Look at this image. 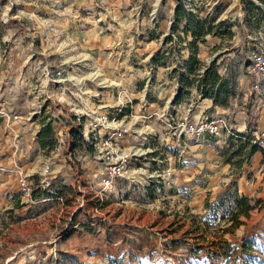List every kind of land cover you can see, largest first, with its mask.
Segmentation results:
<instances>
[{"label":"rangeland","instance_id":"rangeland-1","mask_svg":"<svg viewBox=\"0 0 264 264\" xmlns=\"http://www.w3.org/2000/svg\"><path fill=\"white\" fill-rule=\"evenodd\" d=\"M250 1L246 14L243 0H0V264H264L262 186L243 223L232 219L240 192H253L247 183L259 178L251 162L264 161L247 154L260 140L249 96L256 111L264 107L253 63L264 55V4ZM180 2L210 29L204 40L192 44L177 21ZM212 60L226 86L208 115L226 126L190 156L199 187L209 173L207 211H199L195 185L183 186L194 194L187 202L173 201L171 185L160 190L156 179L171 180L188 160L179 157L184 135L173 133L184 124L177 84L188 75L182 98L191 97ZM35 114L52 128L49 146L26 128ZM76 115L89 138L126 130L98 152L89 138L74 148L65 132ZM122 154L126 170L107 182Z\"/></svg>","mask_w":264,"mask_h":264},{"label":"crops","instance_id":"crops-1","mask_svg":"<svg viewBox=\"0 0 264 264\" xmlns=\"http://www.w3.org/2000/svg\"><path fill=\"white\" fill-rule=\"evenodd\" d=\"M191 92H193V93H191L192 96L196 97L195 103H194L192 108L188 109L186 107L187 97L181 98V100L175 106V108L178 109L177 113H178L179 117L190 116L192 119H196V118H199L200 116H202L203 114H207V115L209 113L215 114V112H217L220 109V107L213 100L212 97L201 95L199 89L192 88ZM29 112H31V115H32L33 113H36V110L35 111H29ZM38 119H39V116L37 114L34 115L33 119H30V116H28V120H27L28 126L26 128L27 129L31 128L32 130H35L33 132V138H34L36 144L39 147L43 148V147H46L48 145H41L37 140L39 138L38 133L41 129V126L43 125L41 121L39 123H37ZM247 119H249V118H247ZM14 121L16 123H19V121H22V120H14ZM254 121H255V128L256 129L264 130V107L258 106L257 114L254 118ZM35 123H36L37 129L34 127ZM79 124L84 125L83 121L78 122V120L73 119V123L70 126V129L67 132H65V135L67 136L66 139H67L68 143L73 141V137L70 135V130L72 129L73 126L77 127ZM15 126L18 127L17 124H15ZM82 131H83V134L85 135L86 139L89 138V135H86V132L83 130V128H82ZM183 139H184V140H182L183 145H182V148L180 149L182 152L179 154V157L183 156L184 159L188 158V160L183 161L178 166L174 165L175 166L174 167V175L172 177H170L171 180L168 181V180H164L162 178H158V179H156V183H157V186L160 190L166 184L171 185L170 188H166V194L169 197H171V199H173V201L174 200L175 201L183 200L184 202H187L189 200V198H191L190 196H193L194 194L192 192H188V193L184 192L183 189H185V188L183 186L194 187L193 185H195L194 188H199V189L196 190L197 192L195 193L196 195H194V197L197 195H200L199 199L196 198L195 204H197L199 206L198 207L199 211H207V207H204L205 206L204 204H207V202L209 200H208V198H204V186H207V187L209 186V176H208L209 173H208V170H206L205 179H204V175H203V177L201 178V185L199 187V182L197 180H195V176H194V171L197 170L196 164H198L199 162L195 159H192L190 156H192L193 152L196 150L197 145H199V146L208 145L207 143H209V141L204 140V139L203 140L196 139L194 137V135H192L190 133L185 134ZM193 140H196V142L191 147V145L188 142L193 141ZM173 141H174V139H173ZM181 142H174V143H177L178 145H180ZM59 146H61V144ZM59 146H56L55 149H54V147H52L53 148L52 151H55V150L58 151ZM87 150H88L87 147H85L83 152H85ZM203 151L205 152L206 150H203ZM204 152H202L200 154L201 158H199L201 165H204V161L207 163L209 161L208 157H206L204 155ZM171 154H172V158L169 162L170 166H172L176 162V155L174 153H172V151H171ZM254 157H256V159H257V157L263 158L264 157V150L263 151L262 150L256 151V153L253 155V158ZM160 161H161L160 163H162V159H160ZM87 163H88L87 164L88 167L91 169V173H94V171L97 169L98 165L93 161L87 162ZM250 165H252L251 168L256 170V172L259 175V178L256 179L254 182L251 181L250 183H247L248 188H250L251 186H254L253 192H251L250 194L246 193V195L251 197V195L254 192H256L258 188H260V186H262L261 187L262 190L260 193L264 192V161H262V162H258V161L254 162L253 161V163L251 162ZM203 171H204V166L201 167V172H203ZM159 176H163V175L159 174ZM173 183L176 186V188H173V186H172ZM250 190H252V188H250ZM240 193L242 195V192H240ZM194 197H193V200H194Z\"/></svg>","mask_w":264,"mask_h":264},{"label":"trees","instance_id":"trees-1","mask_svg":"<svg viewBox=\"0 0 264 264\" xmlns=\"http://www.w3.org/2000/svg\"><path fill=\"white\" fill-rule=\"evenodd\" d=\"M261 1L264 4V0H261ZM252 5H255L254 2L250 0H243V9L246 14L249 13V7ZM257 7L261 9L260 6H257ZM175 16H176L177 21L185 20L186 22L185 30L191 31V34L194 38L192 41V44L194 43L196 39H200V38L203 39V36L208 32V30H210L204 25V22L200 18H198L196 14H194V12L187 9L184 6V4L181 2L176 7ZM191 60L193 62H197V58L194 55L191 56ZM188 72L190 73L194 72L193 63L192 65H189ZM198 80H199V83L197 87L202 92V95L212 97L213 100L217 103V101L220 99L221 92L224 90L226 86V80H223L220 72L218 71L215 60L211 61V63L206 67L204 72L200 75V78H198ZM180 81L182 85L184 84L187 85L191 82L189 76L186 74H183L181 76ZM183 87L185 86H182L181 96L176 98V103H178L183 96V93H184ZM254 99H255V95L251 94L249 96V101H248V106H247L248 115H249V123L253 128H255L254 117L256 116V113H257L256 108H254L253 106ZM74 119L78 120V116L76 115ZM82 128H83V125L79 124L77 127L73 126L72 129L70 130V135L75 139L74 144H73L74 148L79 146L78 143L82 141H86V137L83 134ZM51 130L52 128H50L49 126H43L40 129L38 136L43 145L49 146L51 140H44V138L47 136L52 137L50 135ZM89 144L95 150L92 143L89 142ZM259 149H260L259 144L254 143L251 145L247 154L248 155L253 154ZM236 202H237V209L233 213L232 219L236 221L235 226L236 225L239 226L243 223L240 220V216L243 214L248 217L250 215L251 210L255 207V204L251 202V198L246 194L239 196L236 199ZM225 231H228L227 228L225 229Z\"/></svg>","mask_w":264,"mask_h":264},{"label":"built area","instance_id":"built-area-1","mask_svg":"<svg viewBox=\"0 0 264 264\" xmlns=\"http://www.w3.org/2000/svg\"><path fill=\"white\" fill-rule=\"evenodd\" d=\"M254 63V69L255 72L258 74L260 80L264 83V55L258 54L255 55L253 58ZM182 87L181 84H177V88L179 89ZM200 94L202 95V92L200 91ZM199 94V95H200ZM196 97L191 96L186 99V106L188 109H190L194 103H195ZM108 116H105V119H107ZM226 126V122L221 118H210L209 115L203 114L199 118L192 119L190 116L184 117V124L180 126V129H177L173 131L174 134H178L179 137L181 135H185L187 133H190L194 135L196 139L203 140L205 139L206 134H212L214 136H221L223 133V128ZM126 130V128H120L118 130H113L111 134H106L105 138L99 139L97 135L91 134V137L88 139L92 145L94 146L96 152H98L99 147L102 144H110L114 141L112 138L114 135H122L123 132ZM256 133L257 137L260 138L259 142L257 143L261 145L264 148V130L255 129L253 131ZM115 152L117 153V148L111 149L108 152V155H115ZM128 154H122L118 155V158L115 160V164H110V173L109 176H107L106 181L110 182L112 177L117 175L120 171L126 170L128 160L127 158ZM23 189L24 190H30V186L26 184V180H22Z\"/></svg>","mask_w":264,"mask_h":264},{"label":"water","instance_id":"water-1","mask_svg":"<svg viewBox=\"0 0 264 264\" xmlns=\"http://www.w3.org/2000/svg\"><path fill=\"white\" fill-rule=\"evenodd\" d=\"M181 92H182V87H180V88L178 89V94H177V96H179V97H180V95H181Z\"/></svg>","mask_w":264,"mask_h":264}]
</instances>
